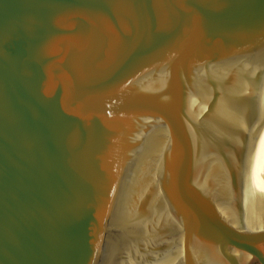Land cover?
I'll use <instances>...</instances> for the list:
<instances>
[{
    "label": "water",
    "instance_id": "obj_1",
    "mask_svg": "<svg viewBox=\"0 0 264 264\" xmlns=\"http://www.w3.org/2000/svg\"><path fill=\"white\" fill-rule=\"evenodd\" d=\"M264 0H0V264H264Z\"/></svg>",
    "mask_w": 264,
    "mask_h": 264
},
{
    "label": "bare ground",
    "instance_id": "obj_2",
    "mask_svg": "<svg viewBox=\"0 0 264 264\" xmlns=\"http://www.w3.org/2000/svg\"><path fill=\"white\" fill-rule=\"evenodd\" d=\"M264 159V127L254 136L252 139L244 174H243V188L245 191V194L250 195L251 186L255 179V176L258 172L259 164Z\"/></svg>",
    "mask_w": 264,
    "mask_h": 264
}]
</instances>
